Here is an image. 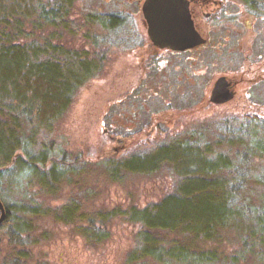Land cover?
Segmentation results:
<instances>
[{
  "label": "trees",
  "instance_id": "obj_1",
  "mask_svg": "<svg viewBox=\"0 0 264 264\" xmlns=\"http://www.w3.org/2000/svg\"><path fill=\"white\" fill-rule=\"evenodd\" d=\"M76 1L0 0V200L6 210L0 234L16 247L26 246L32 243L31 222L51 212L56 221L98 244L110 237V225L120 217L138 228L126 264H264V202H239L246 166L264 158L263 117L227 121L224 134L206 143L165 131L168 136L161 141L144 140L120 159H104L113 180H121L124 172L148 175L164 166L177 175L174 190L141 211L134 206L79 212L78 199L51 210L37 200L34 188L55 194L87 166L46 132L76 88L103 68L99 52L87 55L62 40L64 33L79 31L70 19ZM244 1L264 14V0ZM99 24L114 29L122 26L123 17L101 15ZM48 108L56 114L45 115ZM141 131L112 136L127 139ZM260 179L264 183V175ZM238 226L243 229L240 248L227 255L209 246L221 231ZM30 252L14 251L4 263L21 264Z\"/></svg>",
  "mask_w": 264,
  "mask_h": 264
},
{
  "label": "rangeland",
  "instance_id": "obj_2",
  "mask_svg": "<svg viewBox=\"0 0 264 264\" xmlns=\"http://www.w3.org/2000/svg\"><path fill=\"white\" fill-rule=\"evenodd\" d=\"M143 2L78 0L72 9L70 19L79 31L64 33L63 42L78 51L85 49L87 55L99 52L103 68L76 88L66 109L46 131L71 158L80 156L87 166L71 185L55 194L34 188L44 208L55 210L70 199H78L79 212L134 206L141 211L173 191L177 175L164 166L148 175L124 172L121 180H113L102 164L104 159H120L144 140L158 142L167 133L197 143L210 142L224 134L227 121L264 118V14L250 9L244 0H227L220 12L209 17L194 13L196 27L209 43L175 53L151 42ZM212 11L210 7L205 13ZM109 14L123 17L122 26L102 27L100 16ZM220 76L233 83L235 97L214 105L210 92ZM55 114L50 108L45 113ZM140 129L141 133L131 138L112 136ZM245 173L239 202L258 206L264 202L260 179L264 158L255 157ZM50 213L31 222L32 243L26 246L16 247L7 235L0 234V264H8L5 258L24 248L31 252L21 264H126L137 226L115 218L110 237L94 244ZM242 230V226L229 227L209 246L229 255L240 248ZM248 264L263 263L252 260Z\"/></svg>",
  "mask_w": 264,
  "mask_h": 264
},
{
  "label": "water",
  "instance_id": "obj_3",
  "mask_svg": "<svg viewBox=\"0 0 264 264\" xmlns=\"http://www.w3.org/2000/svg\"><path fill=\"white\" fill-rule=\"evenodd\" d=\"M142 13L147 33L160 49L184 52L207 42L197 29L190 10L189 0H144ZM235 97L233 83L226 77H218L210 92L212 104L223 105ZM0 224L6 218V210L0 200Z\"/></svg>",
  "mask_w": 264,
  "mask_h": 264
},
{
  "label": "flooded vegetation",
  "instance_id": "obj_4",
  "mask_svg": "<svg viewBox=\"0 0 264 264\" xmlns=\"http://www.w3.org/2000/svg\"><path fill=\"white\" fill-rule=\"evenodd\" d=\"M189 1H190V10H191L193 19H194V15L196 13L197 14H201L202 13V14H205V17H209L214 11L215 12L216 11H219L220 12L221 10H219V9L222 8L225 5V3L227 2V0H189ZM210 7H212V10L213 11L211 13H205V10L208 9V8H210ZM248 7L250 9H252L250 6H248ZM194 22H195V19H194ZM206 38H207V42L205 44H203V45H200V47H203V46H205V45H207L209 43L208 37H206ZM169 51H171V50H169ZM187 51H189V50H187ZM187 51H184V52H187ZM171 52L182 53V52H176V51H171Z\"/></svg>",
  "mask_w": 264,
  "mask_h": 264
}]
</instances>
